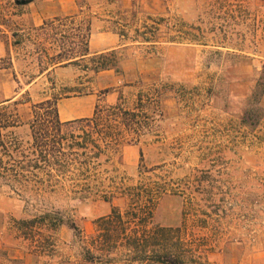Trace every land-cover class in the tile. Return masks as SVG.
Returning <instances> with one entry per match:
<instances>
[{"label": "rangeland", "instance_id": "1", "mask_svg": "<svg viewBox=\"0 0 264 264\" xmlns=\"http://www.w3.org/2000/svg\"><path fill=\"white\" fill-rule=\"evenodd\" d=\"M16 1L0 0V102L13 98L0 114L22 123L1 131L4 163L26 162L33 122H54L53 109H34L45 101L95 93L96 105L123 97L132 108L154 87L161 118L141 144L101 157L87 191L17 194L0 183V264H158L156 253H172L176 264H264V96L246 113L264 70V0H72V13L44 26L27 16L46 0ZM104 30L120 39L115 69L65 61ZM82 126L60 128L65 151ZM77 168L53 175L81 178ZM139 186L165 193L152 219L117 229L106 219L118 209L129 221L125 193ZM43 213L72 220L80 236L62 225L21 238L17 222ZM124 232L131 241L147 236L138 251ZM88 252L98 258L86 261Z\"/></svg>", "mask_w": 264, "mask_h": 264}, {"label": "trees", "instance_id": "2", "mask_svg": "<svg viewBox=\"0 0 264 264\" xmlns=\"http://www.w3.org/2000/svg\"><path fill=\"white\" fill-rule=\"evenodd\" d=\"M33 1L17 0L16 4L26 5ZM90 30L91 28L88 29V31ZM85 58H89L92 66L91 69L96 73L116 68L114 51L91 54L89 50H86L79 56L66 59L65 61L78 64L80 60ZM262 96H264V70L260 73L256 86L248 99L249 111L247 110V115L252 110L251 108L259 109ZM136 97L132 108H126L123 97H120L119 102L116 104L96 105L94 113L90 118L69 122H61L59 120L56 107L57 102L45 101L35 105L34 109L36 112L44 108L53 109L55 120L50 125H38L35 122L31 124L33 132L32 142L28 148L29 155L25 156V158H28L26 162L23 160L15 164H8L4 163L0 157V183L6 185L17 194L39 195L41 192H54L58 187L66 185L73 190L81 189L82 191H87L96 182L92 178L91 173L93 170H96V167L101 165L99 162L101 157H108V153L118 151V147L122 143L135 146L141 144L147 136L152 135V129L159 118H161L159 107L161 93L156 88L149 87L146 90H140ZM13 104L15 106L18 105L17 102ZM6 109L7 107H1L0 110L6 111ZM73 124H82L84 129L82 130V135L75 136L73 141L67 145V148L71 149V151H65L64 146L66 145L64 142L66 139L59 135V130L62 126ZM21 125L22 123L17 113H14L12 116L8 115V113L0 114V149L4 152H7L8 143L2 140L1 131L17 128ZM9 143L17 148L15 141H9ZM74 147L80 151H74ZM106 161H110V158L108 157ZM71 165L78 166L77 170L81 178L57 179L54 177L53 173L66 174ZM40 174L44 177H40ZM164 193L165 191L161 187L156 189L140 186L128 188L125 194H127L131 201L130 209L126 212L129 221L124 219V216L118 209H113L106 220L113 222L117 229L125 231V225L128 226L133 223L143 225L146 219H152L154 207ZM98 222H102V220ZM17 223L22 227L18 229L21 230L20 237L25 240H29L34 228L56 231L58 227L66 225L77 235L80 236L81 234L79 228L72 220H64L51 213H43L32 219L18 221ZM124 234V240L128 244V247L137 251L141 243H143V239L147 237H142L138 233L133 241H131L132 237L128 236L125 232ZM156 235H153V237L156 238ZM38 248H41L40 250L42 248L45 249L44 246ZM88 254L90 255L86 257V261H93L95 258H98L93 253L88 252ZM154 261L158 264H176L179 259L172 253H156Z\"/></svg>", "mask_w": 264, "mask_h": 264}, {"label": "crops", "instance_id": "3", "mask_svg": "<svg viewBox=\"0 0 264 264\" xmlns=\"http://www.w3.org/2000/svg\"><path fill=\"white\" fill-rule=\"evenodd\" d=\"M50 5H54L52 13L49 10ZM72 9V0H46L27 18H30L33 26H44L49 17L66 16L72 13ZM93 27L94 24L90 26L91 31ZM119 47L120 39L113 32L108 30L96 31L95 35H90L88 50L91 54L115 51ZM12 99L0 102V106L10 103ZM96 104L97 96L95 93L59 100L56 105L58 118L61 122L90 118L94 113Z\"/></svg>", "mask_w": 264, "mask_h": 264}]
</instances>
